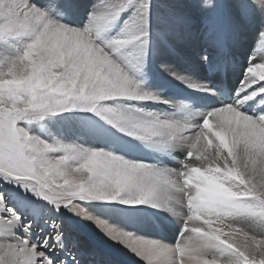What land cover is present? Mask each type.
Segmentation results:
<instances>
[{
	"label": "snow or ice",
	"instance_id": "1",
	"mask_svg": "<svg viewBox=\"0 0 264 264\" xmlns=\"http://www.w3.org/2000/svg\"><path fill=\"white\" fill-rule=\"evenodd\" d=\"M85 221L264 264V0H0V264H119Z\"/></svg>",
	"mask_w": 264,
	"mask_h": 264
},
{
	"label": "bare ground",
	"instance_id": "2",
	"mask_svg": "<svg viewBox=\"0 0 264 264\" xmlns=\"http://www.w3.org/2000/svg\"><path fill=\"white\" fill-rule=\"evenodd\" d=\"M250 42L251 37H249V43ZM154 71L158 72L159 75H154L149 81V84L153 90L160 92L164 96L180 94L192 95V93L184 89L183 85L164 76V74L159 72L158 69H155ZM80 227L83 231L91 234L101 245L111 250L118 259L119 264H137L136 258L134 256L120 249L118 245H112L109 241L105 240L104 237L96 232L95 228L90 223L86 221L80 222Z\"/></svg>",
	"mask_w": 264,
	"mask_h": 264
}]
</instances>
